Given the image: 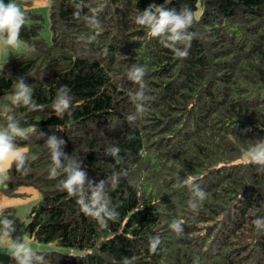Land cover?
Returning <instances> with one entry per match:
<instances>
[{
    "label": "trees",
    "instance_id": "1",
    "mask_svg": "<svg viewBox=\"0 0 264 264\" xmlns=\"http://www.w3.org/2000/svg\"><path fill=\"white\" fill-rule=\"evenodd\" d=\"M79 3L53 0L50 42L41 36V15L24 10L30 19L20 40L27 48L0 68V96L12 94L23 78L43 107L14 106L6 113L29 130V139L18 143L35 159L26 175L13 167L0 191L13 196L22 186L37 188L40 200L26 226L34 240L87 250L37 252L50 264H122L124 257H135V264H264V228L253 224L264 217V172L235 160L264 137V0H201L186 59L134 18L152 3L194 11L196 0H105L103 31L92 42L81 39L91 34L83 19L91 9L73 16ZM131 64L146 69L150 97L148 112L135 124L127 116L135 110L138 85L124 76ZM62 85L74 97L70 121L52 111ZM51 135L64 139V152L76 153L96 183L123 170L110 193L120 218L108 229L61 190L63 175L50 178L43 145ZM112 144L121 148L119 165L104 154ZM189 175L207 193L198 215L188 206L191 190L177 182ZM178 218L185 221L181 237L169 227ZM157 235L161 244L153 254L149 237Z\"/></svg>",
    "mask_w": 264,
    "mask_h": 264
},
{
    "label": "clouds",
    "instance_id": "2",
    "mask_svg": "<svg viewBox=\"0 0 264 264\" xmlns=\"http://www.w3.org/2000/svg\"><path fill=\"white\" fill-rule=\"evenodd\" d=\"M53 0H48L49 6ZM170 0H165V4ZM106 6L105 0H96L93 5L92 0L80 3L75 6V18H80L82 8L91 9V14L83 15L87 27L91 34L81 39L89 42L95 41L97 36L103 31V24L100 19V13ZM30 17L26 11L22 10L16 0H9L6 4L0 0V50L19 49L22 45L20 40L21 30L26 25ZM135 24L149 30L152 37L159 38L161 43L170 49L177 58L186 59L188 57V48L195 37V33L190 29L196 22L193 11L188 7H182L179 12L175 9L167 10L164 5L149 4L147 8L140 11L134 18ZM35 51L34 48L31 49ZM107 54V50H105ZM146 69L137 64H131L124 69V76L138 85L132 100L134 112L127 116L130 124H135L141 117L148 112L149 95L146 92L145 85ZM74 97L71 95V89L67 85L56 88L55 98L52 104V111L56 117L71 120L74 111ZM0 105L5 106H23L29 111H42L43 107L34 99L33 86L25 83L23 78L15 81V88L11 96L0 97ZM40 138L43 134L40 133ZM132 137H130L131 139ZM29 139V130L21 127L20 121L9 116L5 123H0V183L9 178V173L15 167L22 174H28L31 171L30 163L35 157L30 151L21 147L18 140ZM65 141L51 135L47 138L43 149L50 154L51 167L49 169L50 178L64 176L61 184V190L66 191L70 197L76 199L84 215L93 219L100 229L109 228V222H117L120 218L118 208L119 204H114L110 193L120 184L121 172H113L106 180L99 183L94 182L88 177L86 171L82 170V160L73 153L69 156L64 152ZM104 154L114 159L115 165L121 164L124 159L121 156V148L118 144H112L104 148ZM243 156L245 159L257 166L258 172H264V139H258L250 145L243 147ZM177 182L188 187L191 190V199L188 206L190 210L198 215L200 205L207 199V193L199 187L196 180L191 175L183 180L177 177ZM185 221L182 218L174 219L169 227L181 237L184 234ZM257 230L264 228V217H258L253 220ZM16 232V220L11 214L7 213V206L0 204V247L6 248L8 254L15 261V264H50V261L43 253L33 249L27 236H18L12 238ZM161 238L159 235L149 237V251L156 254ZM135 257H124L122 264H135Z\"/></svg>",
    "mask_w": 264,
    "mask_h": 264
},
{
    "label": "rangeland",
    "instance_id": "3",
    "mask_svg": "<svg viewBox=\"0 0 264 264\" xmlns=\"http://www.w3.org/2000/svg\"><path fill=\"white\" fill-rule=\"evenodd\" d=\"M22 10H31L33 12L39 13L42 18L41 36L47 41H51L52 32L50 29V6L48 0H20L17 2ZM32 4V6H30ZM195 18H198L201 13V0H196V7L193 11ZM27 48L26 44L22 42V46L19 49L12 50V53L21 52ZM10 52V53H11ZM6 96H11L7 94ZM14 106L9 107L13 109ZM7 118L1 117L0 123H5ZM264 139V137H263ZM236 161H246L243 154H241ZM21 194L8 196L0 191V198L2 199V204L7 206V213L11 214L12 218L16 220V232L13 233L12 238L15 239L18 236H27L31 242V245L36 251L44 250H56L65 254H83L87 250L78 248H69L58 245L55 242H38L34 240L30 231L27 229V222L29 220V212L34 204L40 200V192L37 188L32 186H22L20 187ZM0 264H14L12 258L7 252L6 248L0 247Z\"/></svg>",
    "mask_w": 264,
    "mask_h": 264
},
{
    "label": "crops",
    "instance_id": "4",
    "mask_svg": "<svg viewBox=\"0 0 264 264\" xmlns=\"http://www.w3.org/2000/svg\"><path fill=\"white\" fill-rule=\"evenodd\" d=\"M28 1V0H26ZM30 2L32 0H29ZM4 2L7 4L9 2V0H4ZM32 6V4L30 5ZM23 42V41H22ZM25 44V43H24ZM22 46V45H21ZM12 49H4V50H0V68H2L3 64L5 63V61L7 59L10 58V56L13 54L12 52ZM11 52V53H10ZM7 94L5 95H1L0 97H3V96H6ZM10 110L9 106H5V105H0V119L1 117H5L6 113ZM19 194L17 195H20L22 192H21V189L19 188ZM0 204H2V199L0 198Z\"/></svg>",
    "mask_w": 264,
    "mask_h": 264
}]
</instances>
